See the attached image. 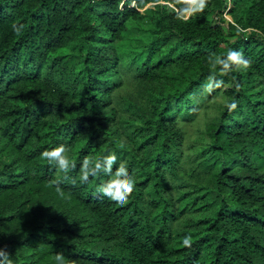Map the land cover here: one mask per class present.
<instances>
[{"label": "trees", "instance_id": "obj_1", "mask_svg": "<svg viewBox=\"0 0 264 264\" xmlns=\"http://www.w3.org/2000/svg\"><path fill=\"white\" fill-rule=\"evenodd\" d=\"M184 3L0 0V249L13 264H264V0H207L187 20ZM228 48L249 66L213 67ZM210 74L223 83L209 90ZM58 143L68 172L41 156ZM109 154L135 176L122 204L96 193L108 177L80 182L84 155Z\"/></svg>", "mask_w": 264, "mask_h": 264}, {"label": "clouds", "instance_id": "obj_2", "mask_svg": "<svg viewBox=\"0 0 264 264\" xmlns=\"http://www.w3.org/2000/svg\"><path fill=\"white\" fill-rule=\"evenodd\" d=\"M206 2L207 0H185L184 5L177 13L178 18L187 20L190 15L202 10ZM13 27L19 32L23 25H13ZM209 59L212 60L213 67L220 66V72H228L233 66L242 69L247 68L250 64V59L246 58L242 50L236 48H228L224 55H216L214 59L210 56ZM222 83V80L215 79L210 74L205 88L210 90L213 87H219ZM236 87H240L238 82ZM235 106V101L228 105L230 109ZM41 156L46 158L49 165L55 167L58 171L68 172L76 167V163L71 159L67 151V145L64 143H58L43 149ZM117 165L118 158L116 155L109 154L100 158H90L88 155H84L80 160V182H87L90 176L108 177L109 179L106 182L98 185L96 193L99 194L100 199L122 204L136 187V180L134 174H131L122 162ZM114 166H117L115 172L113 171ZM181 242L185 246H190L192 243L191 235L185 234ZM55 261L56 264H70L61 252L56 254ZM0 264H13L8 252L4 249H0Z\"/></svg>", "mask_w": 264, "mask_h": 264}, {"label": "rangeland", "instance_id": "obj_3", "mask_svg": "<svg viewBox=\"0 0 264 264\" xmlns=\"http://www.w3.org/2000/svg\"><path fill=\"white\" fill-rule=\"evenodd\" d=\"M150 6H151V5H150ZM227 20H228V21H231L229 16H227Z\"/></svg>", "mask_w": 264, "mask_h": 264}]
</instances>
